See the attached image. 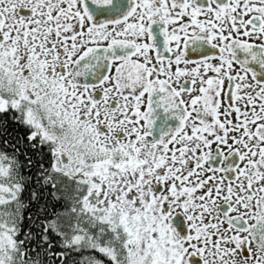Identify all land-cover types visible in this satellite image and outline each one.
Wrapping results in <instances>:
<instances>
[{
  "label": "snow or ice",
  "instance_id": "1",
  "mask_svg": "<svg viewBox=\"0 0 264 264\" xmlns=\"http://www.w3.org/2000/svg\"><path fill=\"white\" fill-rule=\"evenodd\" d=\"M0 264H264V0H0Z\"/></svg>",
  "mask_w": 264,
  "mask_h": 264
}]
</instances>
